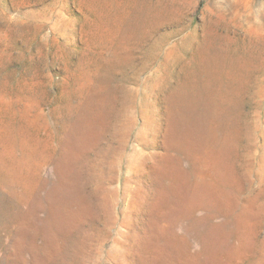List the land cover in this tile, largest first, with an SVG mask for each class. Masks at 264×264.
I'll return each mask as SVG.
<instances>
[{
	"label": "rangeland",
	"instance_id": "1",
	"mask_svg": "<svg viewBox=\"0 0 264 264\" xmlns=\"http://www.w3.org/2000/svg\"><path fill=\"white\" fill-rule=\"evenodd\" d=\"M0 264H264V0H0Z\"/></svg>",
	"mask_w": 264,
	"mask_h": 264
}]
</instances>
